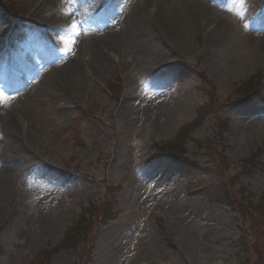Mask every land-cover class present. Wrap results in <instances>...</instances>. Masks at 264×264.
I'll list each match as a JSON object with an SVG mask.
<instances>
[{"label":"rangeland","instance_id":"374dc122","mask_svg":"<svg viewBox=\"0 0 264 264\" xmlns=\"http://www.w3.org/2000/svg\"><path fill=\"white\" fill-rule=\"evenodd\" d=\"M7 5L30 25L12 30ZM0 6V36L8 32V47L24 50L22 58L28 54L33 66L16 73L27 79L16 93L10 71L0 72V142L10 145L8 137L14 138L17 155L25 157L22 173L5 178L0 195V264H30L37 255L34 264H78L88 238L48 261L42 253L63 240L81 210L102 203L104 175L109 185L124 181V190L114 194L117 220L95 221L93 264H240L246 254L249 264H264V211L253 221L240 201H259L264 173L244 172L226 207L210 202V192L188 194L191 182L200 186L215 177L228 184L243 161L264 147V98L234 103L237 88L252 77H260L264 96V0H0ZM200 6L208 10L207 21L186 26L184 16ZM51 22H67L58 35L61 49L49 50L31 27ZM112 52H123L132 71L117 67ZM198 62L228 104L222 113L230 119L223 137L228 169L188 182L187 161L149 158L155 143L174 139L207 103L195 90ZM118 75L125 90L114 103L103 84ZM84 112L90 115L78 121ZM211 125L207 115L188 138L184 156L209 168V152L200 143L211 136ZM156 127L163 134L153 133ZM76 140L83 146L77 149ZM214 161L221 166L219 157ZM243 238L254 244L249 253Z\"/></svg>","mask_w":264,"mask_h":264},{"label":"bare ground","instance_id":"6f19581e","mask_svg":"<svg viewBox=\"0 0 264 264\" xmlns=\"http://www.w3.org/2000/svg\"><path fill=\"white\" fill-rule=\"evenodd\" d=\"M207 18H208L207 8L200 6L196 8L195 10H193L192 13L190 12L187 13L183 18V22L186 24V26H189L191 28H196V27L198 28L202 25L203 22L207 21ZM175 24L176 23L172 25L174 26ZM46 25H50V24H46ZM60 32H61V29L59 30L57 28L55 29L45 28L44 29V34L48 38L54 41L58 40L57 35H59ZM40 38L41 40L44 41L43 37H40ZM51 46L53 47V45ZM7 59H9L10 61L7 62ZM0 62L2 64L0 72L7 70L8 64H11L12 67H23L26 64V62L18 56H13L11 58L10 57L1 58ZM12 85H13V88L10 91L13 93H16L20 90H24V85H22V82H20L19 80H17V82H12ZM29 95H33V91H30L29 93L25 94L24 97L27 98ZM32 97L33 96H31V98ZM31 98H28V99H31ZM21 132L22 130H19L15 133V135L19 137V135H21ZM23 132L25 131L23 130ZM8 139L13 141V144L6 145L5 142H0V195H3L2 192L4 190L5 178H12V180H14V176H17L22 173V169L25 164V162H22L24 161L23 159H25V157L22 159V155H17V153H19V148H20L19 142H16L14 138L11 139L10 137H8ZM115 250L116 252L119 251L117 249ZM112 258H114L113 260L117 259V257L115 256H113ZM134 258L140 259V257L138 256H134ZM117 262H119L118 259H117ZM133 264H136V263L134 262Z\"/></svg>","mask_w":264,"mask_h":264},{"label":"trees","instance_id":"16d2710c","mask_svg":"<svg viewBox=\"0 0 264 264\" xmlns=\"http://www.w3.org/2000/svg\"><path fill=\"white\" fill-rule=\"evenodd\" d=\"M250 169H260V166L257 165L256 161L253 159L250 162ZM225 190L228 191L227 188H223V189H216L215 191V195L218 196V200L219 202L225 203L226 201H228L227 197V193L225 192Z\"/></svg>","mask_w":264,"mask_h":264}]
</instances>
